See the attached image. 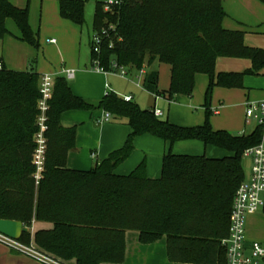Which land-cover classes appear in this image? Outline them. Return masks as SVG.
Here are the masks:
<instances>
[{"label": "trees", "instance_id": "16d2710c", "mask_svg": "<svg viewBox=\"0 0 264 264\" xmlns=\"http://www.w3.org/2000/svg\"><path fill=\"white\" fill-rule=\"evenodd\" d=\"M58 1L63 19L84 24V0ZM103 4L95 5L93 34L100 35L101 43L98 53L91 44V62L97 59L105 70L112 63L129 72L144 69L142 87L155 95L159 92L156 65L166 64L169 100L178 94L191 96L195 76L204 73L208 76L207 118L214 86L242 87L244 74H257L264 67V50L246 46L242 32L223 28L221 0H122L109 11L103 10ZM7 18L15 22L20 39L38 46L27 7L0 0V39L8 33ZM103 30L108 37L101 34ZM220 57L248 58L252 66L244 72L217 73L215 64ZM38 79L32 69L0 67L1 219L20 220L26 226L33 219L53 223L51 230L34 235L35 244L63 261L75 259L76 264L123 261L127 230L137 231L145 244L166 236L173 260L206 263L218 249L225 263L221 240L228 236L234 195L244 181L242 156L262 141L260 125L248 134L215 130L208 120L198 126H179L111 91L94 106L74 95L66 78L56 76L47 120L50 142L36 183L32 156ZM98 108L114 119H124L130 132L120 148L91 169H69L67 154L75 148L76 126L63 127L61 115L68 110ZM142 134L170 146L199 140L229 155L211 158L169 150L163 155L159 178L147 176L144 161L129 174H116L115 168L133 151L134 138ZM29 237L27 231L20 241L28 244Z\"/></svg>", "mask_w": 264, "mask_h": 264}, {"label": "rangeland", "instance_id": "374dc122", "mask_svg": "<svg viewBox=\"0 0 264 264\" xmlns=\"http://www.w3.org/2000/svg\"><path fill=\"white\" fill-rule=\"evenodd\" d=\"M15 1L19 2L20 7H27L28 23L33 34L36 36L38 46L36 47L20 39V32L15 22L13 19L7 18L5 21V27L8 33L0 39V57L12 63L21 61V58H25L24 65L25 68L29 70L34 69L37 71L39 65H45L46 68L50 69H48V72H39L42 76L47 74L52 76H64L68 81L72 93L85 101L87 100L86 102L97 104L108 91L114 92L118 96L128 92L133 95L134 102L137 103L140 108L159 109L163 113V115L160 116L162 119H167L170 123L179 126H198L204 124L206 120H208L209 124L215 129L220 128L219 130L229 131L225 128L223 129L222 127H240L239 131L248 133L258 125L256 115L247 118L245 114L248 105L264 100V77L262 78L259 75L250 73L244 74L242 77L243 86H245V80H252V85L245 86L246 89H242L240 87L228 88L218 85L214 86L209 103L210 115L209 118H207L204 103L205 92L208 86V76L204 73H198L196 75L195 86L191 96L178 94L172 100H168L167 90L170 86V70L168 65L162 63L159 64L157 68L159 72V92L158 95H156L158 98L155 99V94L147 92L143 89L141 83L142 74L132 76V74L128 73L127 75L122 76L119 69L115 72L101 73L100 71L97 72L95 66L91 64L92 59L89 58L88 61L86 60L88 54L90 53L88 38L89 33H91L90 29L96 2H107L108 0H84V18L86 23L82 26V33H80V29L75 23L62 19L59 12L58 0ZM62 23L67 24H64V26L59 25ZM239 26V24L235 23L233 24V28L228 30L236 31ZM71 28H74V31H70ZM259 35L261 41L264 43V34ZM59 36H62L61 38L64 43V54H66L65 58L62 55L63 53L57 48L58 44H51L49 42V39L51 38L60 42ZM103 36H107V34H104ZM27 51L29 54L25 55ZM235 60H246L245 62H247L249 59L235 57L220 58L216 61L217 63L215 69L217 70V66L220 63L227 62L228 65L225 66L226 68L233 70L239 69L242 71L243 69H240L241 67L235 64V62L239 61ZM68 70L74 71L73 77L69 78L67 76L66 72ZM99 92L103 93L99 99L96 100L89 98L90 95H95ZM67 112H69L67 114L78 116V120L83 118L79 120L81 122H89L90 124L96 126H101L103 124L102 122L99 123L103 117L102 113H97L90 118L88 110H68ZM212 120H214V124H216L217 127L212 124ZM79 126H82V124L76 126V130ZM229 132L237 133V131ZM98 139L99 137L86 140V138L82 137V146L79 148L80 158H78V156L75 157V155L71 152L67 154V158L70 154L74 156L72 165H77L81 169H88L90 166H88L89 162L87 161L93 160L90 157V152L93 150L98 153V150H96L94 146V142L98 141ZM108 139V135L104 134V143H106ZM47 140L49 144L50 140L48 136ZM196 142L198 144H202L199 140H196ZM133 145L134 149L131 152V155L135 154V152H141L143 150L140 144L136 146L135 140L133 141ZM164 148L166 152L170 150L173 153L174 151L169 145L166 146L164 140L155 137V157L160 156V154L162 155V150ZM191 152L189 150L181 151V153L189 155ZM98 159L101 161L103 159L99 156V153ZM242 160L244 164L242 167L244 172H246L247 165L249 164V158L242 156ZM257 212L258 213L254 222L250 223V227L253 231L249 239L252 241H264V211L263 209H259ZM21 243L26 246L29 245L25 242ZM10 248L11 247L7 244L0 241V264H17L19 259L16 255L14 257L9 255L12 253L18 254L19 257L21 256L26 258L25 261H23V264H41L38 260L32 258L26 253L17 252Z\"/></svg>", "mask_w": 264, "mask_h": 264}, {"label": "crops", "instance_id": "0c3cea01", "mask_svg": "<svg viewBox=\"0 0 264 264\" xmlns=\"http://www.w3.org/2000/svg\"><path fill=\"white\" fill-rule=\"evenodd\" d=\"M11 1L15 5L19 6L18 1H15V0H11ZM221 2H222V7L225 11V16L222 20L223 28L228 30V29L233 28V24H235V23L239 24L240 26L236 29V31L242 32L244 34V39H243L244 44L248 47H251V48H257V49L264 50V43L261 41V38L259 35V34H264V0H221ZM92 21H93V19H92ZM85 23L86 22H84L83 25H85ZM64 24L62 23L59 25L64 26ZM83 25H77L80 29V33H82V31H83V29H82ZM73 29L74 28H71L70 31H72ZM90 30H91V33H89V38H88V43L90 46V53L88 54V56L86 58L87 61L89 60V58L91 59V56H92L91 55V38L93 35L92 23H91V29ZM19 37H20V34H19ZM61 37L62 36H59L60 42H58L55 39L56 42L51 43V44H58L57 48L63 53L62 55L65 58L66 54H64V43H63V40ZM28 54H29V52L27 51L25 53V55H28ZM220 58L222 59L225 57H220ZM220 58H218L217 61ZM235 58H242V57H235ZM0 61L2 62V65L4 67H6L7 69H10V70H15V71H27V70H29V69L25 68V65H24L25 58H21V61H17L15 63H12V62L0 57ZM235 61H239V62H235V64L237 66L241 67L240 69H243L242 71L239 70L238 68H236L238 70L228 69L225 67L228 65L227 62H222L217 66V70L215 69L216 72L217 73H219V72H244L247 69L251 68V66H252V62L250 59L247 60V62H245L246 60L245 61L244 60H235ZM91 64H92V62H91ZM157 68H158V65H156V69ZM215 68H216V64H215ZM48 69H50V68H46L45 65H42V66L39 65L37 68V71L34 69H32V70H34L40 77L42 75L39 72H43V73L48 72ZM128 73L132 74V76L137 75V72L134 70H130V72H128ZM256 75H259L263 78L264 77V67ZM62 77H64V76H62ZM143 77H144V75L141 78V83L143 81ZM251 85H252L251 79L245 80V86H251ZM245 86L242 85V87H240V88L246 89ZM102 94H103L102 92H99V93H96L95 95L93 94V95H90V97L89 96L88 97L97 100L102 96ZM123 95H131L132 100L134 101L133 95L131 93L125 92L121 96H123ZM157 98H158V96L155 95V99H157ZM88 103L92 104L90 102H88ZM97 104H92V105L96 106ZM154 109H156V108H154ZM88 112H89L90 118H92V116L96 115L97 113H102V116H104V114H105V111L102 109H99V108L93 109V110H88ZM67 113H69V112L65 111L61 115V124L63 127L68 128V127L78 126L79 124H82V126H79L76 130L77 135H76V139H75V148L70 151L71 153H73V155H75V157L78 156V158H80L79 148H80V146H82V144H81L82 137L86 138V140H90V139H94L96 137H99L98 141L94 142V146H95L96 150H98L99 156H101V158L104 159L105 157L108 156V154L110 152L120 148L124 144L128 134L130 132V128L126 124L124 119H114L113 117H110V119L108 121L102 122L103 124L101 126H96V125L90 124L89 122H86V123L83 121L81 122L79 120H81L83 118L78 120V118H79L78 116H73V114H67ZM162 115H163V113H162ZM70 119H72V120H70ZM94 122H95V119H94ZM212 124L215 127H217L216 124H214V120H212ZM222 128L223 129L225 128L229 131H237V133H240V134L250 133V132L247 133V132L239 131L240 127L223 126ZM213 129H215V128H213ZM219 129H215V130H219ZM104 134L108 135V137H109V139L106 143H104V141H103ZM134 140H135L136 146H138L140 144L142 146L143 150L141 152H135V154H133V155L130 154L131 155V156L129 155L130 157H127L123 162H121L115 168V170H114L115 173L119 174V175L129 174L131 171H133L135 169V167L140 162L144 161L146 164L147 176L149 178H159L160 174H161L162 158H163V155L166 153L165 148L162 150V155L160 154L161 157L160 156L155 157V136L150 135V134H142V135L136 136L134 138ZM165 143H166V146L169 145V143H167V142H165ZM170 148H173L174 154H186V153H181L182 150H189L190 152L192 150H195V151H192L190 155H206L207 157H211V158H222L224 156L229 155V153L225 150L214 148L211 146H205L203 143L198 144L196 142V140L177 141V142L173 143L170 146ZM184 152H186V151H184ZM98 153L93 151V150L90 152V157L94 161L93 160L87 161V162H89L88 166H90L88 169H81L77 165H72L73 164L72 160L74 159L73 158L74 156H72V154H70L67 158V167L69 169H73V170H89L92 167H94L97 163L101 162V160L98 159ZM186 155H189V154H186ZM248 158H249V164L247 165L246 172H244V170H243L244 180H248L250 177V173H251L252 160L250 157H248ZM84 159H85V157H84ZM242 166H244L243 160H242ZM257 213L258 212L249 214L246 217V220H245V238H246L247 243L252 242V240L249 239L250 235H252V231H253L252 228L250 227V223L254 222ZM26 227H27L28 232L30 234L28 244L37 247V245L35 244V241H34V235L38 231L51 230L53 228V223L48 222V221H40V220L33 219V221L31 222V225L26 226ZM251 237H253V236H251ZM223 239L224 238H222V240ZM222 240H221V242H222ZM254 241H256V240H254ZM259 242L264 243V241H259ZM212 253H213V256L211 257V261L206 262V263H194V262L184 261V260L183 261L182 260H173L169 257V254H168V241H167L166 236H163L162 238H160V239H158L152 243L145 244V243H141L139 241V233L137 231L127 230V231H125V255H124L123 261L115 262V263L114 262H101L100 264H225V263L220 261L221 256L219 254L218 249L214 250V252H212ZM9 255L10 256L12 255L13 257L16 255L18 257L19 262H17V264H19V263L23 264V261H25V259H26V258H23L21 256L19 257L18 254H16V253H12ZM64 261L68 262L69 264H76L75 259L64 260Z\"/></svg>", "mask_w": 264, "mask_h": 264}, {"label": "built area", "instance_id": "2783aa9c", "mask_svg": "<svg viewBox=\"0 0 264 264\" xmlns=\"http://www.w3.org/2000/svg\"><path fill=\"white\" fill-rule=\"evenodd\" d=\"M122 0H108L103 4V10L109 11L113 6L119 4ZM103 30L101 34H105ZM50 43H55V39H49ZM101 37L98 33H94L91 38V44L95 53L99 52V45ZM92 64L95 69L100 72L108 73L120 70V74L127 75L128 70L116 63L111 64L109 70H105L99 66L98 60L94 59ZM0 67L2 62L0 61ZM137 75L144 74V69L136 71ZM69 78L74 76L73 70L66 72ZM55 83V76L43 75L39 77L37 100V116L36 127L34 134V151L33 164L35 166L34 178L38 183L41 174L44 170L46 151H47V137L48 129V111L49 103L53 95ZM125 101L132 100L131 95L121 96ZM156 116H161L162 112L159 109H153ZM246 117L256 115L257 123L263 128V138L257 145L247 148L243 156L250 157L252 160L251 173L248 180H244L237 188L230 213V224L228 236L222 240V245L225 248L226 260L225 264H264V243L259 241L246 242L245 238V220L247 215L257 212L262 209L264 205V100L248 105L246 109ZM110 114L105 112L100 122L108 121ZM0 241L7 244L10 249L17 252H24L32 258L38 260L41 264H69L57 257L50 255L33 245H24L20 240L11 239L0 233Z\"/></svg>", "mask_w": 264, "mask_h": 264}, {"label": "water", "instance_id": "95a60500", "mask_svg": "<svg viewBox=\"0 0 264 264\" xmlns=\"http://www.w3.org/2000/svg\"><path fill=\"white\" fill-rule=\"evenodd\" d=\"M27 231V227L20 220L0 218V233L11 239L20 240L22 234Z\"/></svg>", "mask_w": 264, "mask_h": 264}]
</instances>
